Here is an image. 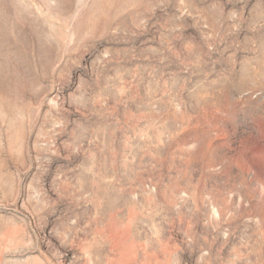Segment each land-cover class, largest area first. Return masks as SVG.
Here are the masks:
<instances>
[{"label": "rangeland", "instance_id": "rangeland-1", "mask_svg": "<svg viewBox=\"0 0 264 264\" xmlns=\"http://www.w3.org/2000/svg\"><path fill=\"white\" fill-rule=\"evenodd\" d=\"M0 264H264V0H0Z\"/></svg>", "mask_w": 264, "mask_h": 264}]
</instances>
